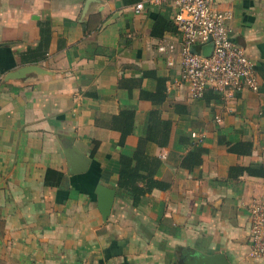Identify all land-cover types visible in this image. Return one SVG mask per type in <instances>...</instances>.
I'll list each match as a JSON object with an SVG mask.
<instances>
[{
	"label": "crops",
	"instance_id": "0c3cea01",
	"mask_svg": "<svg viewBox=\"0 0 264 264\" xmlns=\"http://www.w3.org/2000/svg\"><path fill=\"white\" fill-rule=\"evenodd\" d=\"M213 9L259 92L193 98L181 56L158 52L183 45L168 0H0V264H184L186 249L264 264L249 241L264 197V0ZM29 67L43 73L11 78ZM99 185L116 191L107 221Z\"/></svg>",
	"mask_w": 264,
	"mask_h": 264
},
{
	"label": "built area",
	"instance_id": "2783aa9c",
	"mask_svg": "<svg viewBox=\"0 0 264 264\" xmlns=\"http://www.w3.org/2000/svg\"><path fill=\"white\" fill-rule=\"evenodd\" d=\"M164 0H152L161 3ZM176 12L173 18L183 45L178 51L171 43H163L158 52L166 56L169 66H174L176 56L182 58L183 80L189 86L191 95L201 99L208 90L225 93L233 97L234 93L248 89L259 92L255 64L245 51L231 39L227 27L228 13L213 9L215 0H168ZM138 11L143 7L138 5ZM210 46L208 56L203 51ZM197 49L193 52L192 49ZM197 138L196 133L191 135ZM250 213V256L253 259L264 258V197L253 202Z\"/></svg>",
	"mask_w": 264,
	"mask_h": 264
},
{
	"label": "water",
	"instance_id": "95a60500",
	"mask_svg": "<svg viewBox=\"0 0 264 264\" xmlns=\"http://www.w3.org/2000/svg\"><path fill=\"white\" fill-rule=\"evenodd\" d=\"M192 51L196 52L197 49L193 48ZM209 51H210V46L205 47L203 51L204 55L208 56ZM31 72L43 73L37 67H29V68L23 69L18 75L11 76V78L12 77L18 78L21 75L31 73ZM76 155H73V166H74L75 173L82 172L84 170L83 169L84 167L77 168V162L82 157L78 153H76ZM84 162H85V168H86V164L90 162V159L83 158V163ZM96 194L98 196L99 211L103 217V220L107 221L108 217L111 214L112 208H113L116 191L99 185L97 187ZM184 254H185L184 264H230V262L228 261V259L226 258L224 254L203 255L194 249H186L184 250Z\"/></svg>",
	"mask_w": 264,
	"mask_h": 264
},
{
	"label": "trees",
	"instance_id": "16d2710c",
	"mask_svg": "<svg viewBox=\"0 0 264 264\" xmlns=\"http://www.w3.org/2000/svg\"><path fill=\"white\" fill-rule=\"evenodd\" d=\"M123 178H126V176L122 175Z\"/></svg>",
	"mask_w": 264,
	"mask_h": 264
}]
</instances>
